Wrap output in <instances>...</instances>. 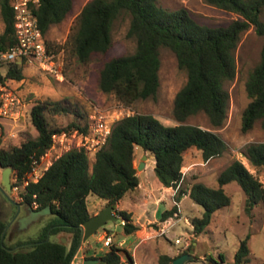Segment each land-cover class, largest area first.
<instances>
[{
  "label": "trees",
  "instance_id": "1",
  "mask_svg": "<svg viewBox=\"0 0 264 264\" xmlns=\"http://www.w3.org/2000/svg\"><path fill=\"white\" fill-rule=\"evenodd\" d=\"M205 2L232 12L236 17L224 26H206L198 23L188 9H168L157 0H88L83 5L68 40L78 62L85 64L94 55L108 54L113 45V24L122 15L129 17L126 36L136 44L133 52L112 55L102 61L97 79L98 90L102 93L113 94L126 105L139 99L155 98L160 85L159 50L167 48L173 52L178 67L186 72V82L174 97L176 123L166 125L151 114L133 113L113 124L106 144L95 152L91 167L83 148H72L52 161L36 182L30 181L24 186L20 195L22 201L36 202L38 209L50 206L51 214L58 220L44 226L36 238L29 240L31 244L26 249L12 250L3 242L6 224L0 218V264H70L81 241V225L92 216L86 202L88 195L113 205V210L123 221L125 234L137 231L139 227L132 223L131 214L115 208L125 193L139 185L134 165L136 148L153 156L154 173L162 186H178L176 201L182 197L179 188L183 180L184 153L196 148L204 160L223 154L227 145L214 129L220 128L227 118V84L234 80L237 72L234 52L242 33L251 26L264 37V22L261 20L264 0ZM72 8L73 0H40L35 15L43 34L61 23ZM0 15L4 24L0 44L9 47L15 42L14 14L9 0H0ZM23 77L22 66L12 63L4 76L0 74V82ZM245 89L249 102L242 111L241 131L248 132L256 122L264 129V41L260 59L250 70ZM65 110L58 102L34 104L30 117L37 136L27 137L8 149L0 148V167H10L17 182H22L32 170L33 162L52 147L54 135L75 129L87 132V125L80 126L76 122L64 128L48 124L47 111ZM198 113L206 115L210 128L184 123ZM244 156L253 167L264 169V142L249 143ZM233 181L245 194L246 213L264 200V184L242 162L233 160L218 174L216 187L202 182L191 185L188 196L203 208L200 217L190 220L193 240L209 225L216 211L230 204L224 186ZM177 215L178 207L174 205L160 213V220ZM63 229L73 233L69 247L56 240L44 241L48 235ZM248 239L247 235L240 241L230 264L249 261ZM121 251L110 246L100 257V264H121ZM175 257L160 254L157 262L172 264ZM218 258V261H211L226 263L222 255L219 254Z\"/></svg>",
  "mask_w": 264,
  "mask_h": 264
},
{
  "label": "rangeland",
  "instance_id": "2",
  "mask_svg": "<svg viewBox=\"0 0 264 264\" xmlns=\"http://www.w3.org/2000/svg\"><path fill=\"white\" fill-rule=\"evenodd\" d=\"M87 1L73 0V8L67 17L61 23L53 25L46 33V38L51 46L65 48L62 76L56 77L37 65L31 64L22 66L23 79H7L4 82L20 96L26 106L18 118L4 121V127L0 133V148L8 149L19 145L27 137L34 138L37 136V131L31 122L30 111L32 106L38 102H58L60 106L66 109L65 111H47L45 113L47 122L51 127L64 128L72 122H76L80 126H88L91 115L96 109L104 112L113 123L133 113L151 114L166 125L176 123L173 117L174 97L186 82V72L178 67L175 55L167 48H160L159 50L160 85L155 98L139 99L130 105H126L117 100L113 94L102 93L98 90V70L102 61L112 55L131 53L135 49V41L126 36L129 24L127 15L120 16L114 22L112 27L113 45L106 56L94 55L90 62L82 64L72 55L68 42L69 36L77 15ZM157 2L168 9L184 7L189 10L198 23L206 26H224L236 17L234 13L214 7L206 3L205 0H157ZM261 20L264 22V8L261 13ZM3 29L4 24L0 15V33ZM263 41L264 37L258 35L253 26L242 33L234 52L237 66L236 76L233 81L227 84L229 92L227 118L220 128L214 129L225 141L227 148L222 155L208 160H204L196 148H191L184 153L181 168L183 180L179 188L182 192L181 199H183L181 202L180 200L177 202L178 215L169 218L168 221L170 222L160 220L161 211L174 206L169 198L170 190L165 189L158 181L154 173L153 156L141 148L135 149V167L139 165L142 156L147 154V158L144 160L145 166L136 169L139 180L143 183L140 189L143 192L139 191L142 192L140 196L136 190L135 192L141 200L143 194L147 195L145 189L148 187L152 189L154 195L161 196L164 200L157 215H153L154 207H150L151 217L154 218L153 216H155L158 221H151L147 225V233H143L140 237L144 239L139 242V239L136 240L131 237L122 245L124 247L122 251L134 253V259L138 264H158L157 259L160 254L177 255L186 250L188 246H192L190 249L193 250L194 258L186 264H214L211 260L218 261L219 254L224 258L225 264H230L233 263L240 241L247 235L249 236V261L246 264H261L264 261V200L256 205L250 213H246L245 194L239 184L235 181L226 184L224 190L231 199L230 204L216 211L209 225L193 240L190 220L193 217H200L203 208L189 196H185L188 195V191L194 182H202L207 186L216 187L218 174L233 160L242 162L249 172L264 184V169L253 167L244 156L245 147L249 143L264 142V129L259 122H256L248 132L241 131L242 111L249 102L245 82L250 70L260 59ZM3 73L6 74V70H3ZM184 123L199 125L203 128L211 127L204 113L190 116ZM63 132L66 133V136L55 139L53 146L34 163L35 169L41 170L43 166L62 153L80 146L84 140L83 132L79 129ZM87 155L89 167H91L94 155L90 152ZM2 173L3 168L0 167V181ZM10 180L11 184L18 186L17 190L12 187V196L19 200L24 183L16 182L13 172L10 173ZM131 192L129 191L123 196L122 205L124 208L134 211L136 210L134 203L129 199ZM86 202L92 216L108 205L106 202L103 204L102 199L94 195H88ZM0 218L7 224L8 215H0ZM57 220L56 215L47 214L43 216L41 223L29 227L18 239L14 237V227L7 226L4 244L8 247H14L19 242L36 238L38 236V231L35 233L37 226L40 228L42 225L46 226L49 222H56ZM134 220H136V216H134ZM169 224L172 225L167 233L164 235L157 233L161 226H168ZM103 230L113 233L115 241L121 240L125 234L123 221L120 218L116 221H108L105 226L98 229L96 233L81 244L82 247L80 246V249L73 255L71 264H82L83 258L89 256L98 258L106 252L108 248L98 241V236ZM68 235L67 231L63 234L65 238ZM176 238H180L181 243L176 244L174 242ZM186 242H189L188 246L185 245ZM127 249L128 251H126ZM120 254L121 258L124 257L123 253ZM126 262L129 263L125 259L122 264H126Z\"/></svg>",
  "mask_w": 264,
  "mask_h": 264
},
{
  "label": "built area",
  "instance_id": "3",
  "mask_svg": "<svg viewBox=\"0 0 264 264\" xmlns=\"http://www.w3.org/2000/svg\"><path fill=\"white\" fill-rule=\"evenodd\" d=\"M9 4L14 14L15 42L9 47L0 44V74L4 76L5 74L3 73V70L7 71L10 64L16 63L19 66L34 64L56 77L62 76L65 48H55L54 46H51L48 43L46 35L41 31L35 15V10L39 7L40 0H9ZM25 106L26 105L21 100L20 96H18L5 83L0 82V133L3 130L4 121L7 119L18 118L23 113L22 110ZM113 124V121L109 120L104 112L96 109L91 115L87 132L82 133L84 140L81 142L80 146L73 148H83L86 153L90 152L94 155L101 146L106 144ZM65 136V132L54 135L53 143L57 137L63 138ZM37 161L38 160H35L33 165ZM51 163L52 161L48 162L41 170L32 167V170L28 173L29 175L27 174L22 181L24 186L30 181L36 182ZM13 189H18L17 184L13 186ZM177 191L178 186L174 188L172 194L173 205H178V201L175 200ZM32 205L35 209L37 208L36 202H33ZM165 222L170 221L167 220ZM171 225L172 224L161 226L157 233L164 235L167 233ZM98 241L102 242L107 248L110 246H116L120 249L123 247V243H125L124 240L115 241L114 234L105 230L99 234ZM174 242L179 244L181 243V239L176 238ZM185 245L188 246L189 242H186ZM131 264L138 263L133 260Z\"/></svg>",
  "mask_w": 264,
  "mask_h": 264
},
{
  "label": "water",
  "instance_id": "4",
  "mask_svg": "<svg viewBox=\"0 0 264 264\" xmlns=\"http://www.w3.org/2000/svg\"><path fill=\"white\" fill-rule=\"evenodd\" d=\"M147 158V154L145 153L142 156V160L140 161L139 165L136 167V169H141L142 167L145 166V159ZM12 172V169L10 167L3 168V173L0 181V188L6 193H9L11 191V180H10V173ZM19 212V209H18ZM17 212V213H18ZM51 209L50 206H46L41 209H32L29 207V211L27 215L22 216L19 218L20 223L22 225V228L33 223L39 221L43 216L50 214ZM119 219V216L115 214L113 210V205L108 204L106 205L102 210H100L97 214L91 216L88 220H86L82 225H81V230H82V235H81V241L80 244L76 250V252L79 250L81 244L85 242L90 236H92L94 233L98 231V229L102 228L105 226V224L108 221H116ZM69 233L68 236L61 237L57 239L56 241L63 245L67 246L69 240H72L73 233L70 231H67ZM4 236V233H3ZM50 236L48 235L44 241H49ZM194 255H193V250L190 249L189 252L183 253L177 257L174 258L172 264H186L188 261L193 260ZM102 262L101 258H83L82 259V264H100ZM71 264V262H70Z\"/></svg>",
  "mask_w": 264,
  "mask_h": 264
},
{
  "label": "crops",
  "instance_id": "5",
  "mask_svg": "<svg viewBox=\"0 0 264 264\" xmlns=\"http://www.w3.org/2000/svg\"><path fill=\"white\" fill-rule=\"evenodd\" d=\"M138 175V174H137ZM143 183L139 180V185L137 186V188H135L134 190H131V194L129 195V199H131L134 203V207L136 210H131V209H126L123 207L122 205V198L116 203L115 205V208L117 210H126L127 212H129L131 214V221L133 224L137 225L139 227V229L131 234H124V237L121 238V240H124L125 243L127 242V239L128 238H131V237H134L136 240L139 239V242H141L144 238H140L141 235L143 233H147V225L151 222V221H158L157 218L155 216H153L154 218L151 217L150 213H149V209L150 207H154V210H153V215H157L158 211L160 210V205L164 202V200L162 199L161 196H156L154 195L152 189H149L148 187H146L145 189V192H147V195L146 194H143V197L142 199L140 200L139 199V196L140 194L143 192L141 189ZM164 187V186H163ZM165 189L167 190H170V200H171V204L173 205V198H172V194L174 192V188H171V187H164ZM135 190L138 192V195H137V192H135ZM139 191H142L141 193ZM129 192V191H128ZM127 192V193H128ZM126 194V193H125ZM185 196H188V195H185ZM151 198V199H150ZM183 199V198H182ZM182 199H180V202L182 201ZM103 204L106 202L105 200H102ZM102 204V205H103ZM88 207V206H87ZM156 207V208H155ZM172 207V206H171ZM170 207V208H171ZM170 208H167V209H170ZM89 210V209H88ZM90 212V210H89ZM115 212V211H114ZM162 212V211H161ZM179 212L180 209H179ZM134 216H136V220H134ZM171 219V218H170ZM170 219H167V220H170ZM166 220V221H167ZM142 221V222H141ZM43 227L40 228V230H38V235H39V232L41 231ZM67 230H60L58 231L57 233L55 234H52V235H49L50 236V240H57L61 237H64L63 234L66 233ZM37 233V231L35 232ZM34 233V235H35ZM71 243V240L69 242V244L67 245V247H69ZM82 247V246H81ZM124 247L121 248V250L123 249ZM80 249V248H79ZM126 249V248H125ZM128 251V249L126 250ZM121 253H123L124 257L121 258V264L122 262L127 259V261L129 263L126 262V264H131V262L134 259V253L131 252V253H128V252H124V251H121ZM121 255V254H120ZM176 254L174 255H169V256H172V257H175ZM130 256V257H129ZM137 262V261H136Z\"/></svg>",
  "mask_w": 264,
  "mask_h": 264
},
{
  "label": "flooded vegetation",
  "instance_id": "6",
  "mask_svg": "<svg viewBox=\"0 0 264 264\" xmlns=\"http://www.w3.org/2000/svg\"><path fill=\"white\" fill-rule=\"evenodd\" d=\"M29 207H31L32 209H35L32 204H29L28 202L22 201L21 199H19V200L15 199L12 196V185H11V191L9 193H6V191H4L0 188V215H8L9 216V220H8L6 227H5V230H4L3 242L6 238L7 226L8 227H11V226L14 227V231H15L14 237L16 239H18V238H20V235L24 231H26L29 227H31L32 225H37V224L41 223V220L43 217L39 221L33 222V223L22 228V225L20 223L19 218L28 214ZM18 209H19V212H18ZM36 209H38V208H36ZM44 226L45 225H42L41 227H44ZM40 228L37 226L36 231H38V229H40ZM30 244H31V242L29 240H25L23 242L17 243L14 247H8V246L7 247L12 249V250H20V249L29 247ZM89 258H92V257L89 256Z\"/></svg>",
  "mask_w": 264,
  "mask_h": 264
}]
</instances>
